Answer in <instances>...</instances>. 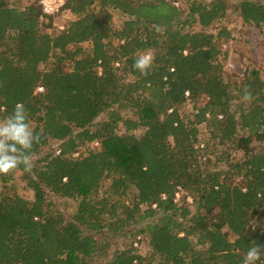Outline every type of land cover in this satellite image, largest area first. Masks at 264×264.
<instances>
[{
	"label": "trees",
	"instance_id": "1",
	"mask_svg": "<svg viewBox=\"0 0 264 264\" xmlns=\"http://www.w3.org/2000/svg\"><path fill=\"white\" fill-rule=\"evenodd\" d=\"M109 8L124 14L119 27ZM227 8L225 0H189L188 11L176 0H66L61 9L76 19L53 34L44 30L50 15L39 0L22 7L0 0V120L22 102L39 136L31 155L58 143L24 177L31 200L0 195V264H96L107 244L94 233L147 218L133 240L144 232L157 260L145 262L132 245L105 264H242L249 248L264 246V147L254 146L264 141V79L256 68L224 71L218 42L229 36L226 27H192H208ZM234 9L243 23L264 29V1L239 0ZM143 51L155 57L147 77L133 68ZM199 98L204 103L192 116L180 111ZM201 123L213 145L231 144L241 157L226 153V168L211 169ZM87 143L98 148L73 156ZM106 178L118 195L135 189L123 217L106 198L94 199ZM179 190L191 203L176 201ZM50 193L78 200L71 219L54 210ZM257 264H264V248Z\"/></svg>",
	"mask_w": 264,
	"mask_h": 264
},
{
	"label": "rangeland",
	"instance_id": "2",
	"mask_svg": "<svg viewBox=\"0 0 264 264\" xmlns=\"http://www.w3.org/2000/svg\"><path fill=\"white\" fill-rule=\"evenodd\" d=\"M10 3L17 6H24L31 0H9ZM189 0H176V4L181 6L184 11H188ZM228 3V8L226 14L218 19L217 21L212 22L208 27L202 28L196 25H192L195 30L204 29L209 32L216 33L217 30L224 26L228 30V37H223L219 40L218 44L220 47V54H218V59L223 64V69L228 74L242 75L246 69L256 68L260 71L261 77L264 79V29L254 25V24H245L243 23L241 17L238 15V12L234 9V4L239 0H225ZM264 1V0H261ZM111 13V22L114 27H119L124 19V14L117 9L109 8ZM76 19V15L72 14L69 10L60 9L58 12L51 14L49 19H44V30L49 33H58L59 31L65 29L70 21ZM187 29V27L185 28ZM85 52H89L91 44L89 41H85L80 44ZM54 57L48 60L47 63H40L39 68L41 70L48 69L53 63ZM65 69L71 68V62L66 61L63 64ZM204 103L203 98L196 99V101H186L181 105L180 111L186 115L192 116L193 112H196L195 107H198L200 104ZM121 114L123 117L132 116V113L128 110H122ZM102 116L101 118H104ZM199 126V140L201 142H207L208 153L210 154L211 161L209 162L211 169H225L226 164V153H229L230 159L234 157L239 158L242 155L241 151L234 149V147L229 144V146L223 145H213V140L210 138V133L208 128L205 126V123H201ZM119 131L124 130L123 125L119 123ZM144 129H137L134 132L137 135H140ZM242 133V131H240ZM56 141H50L49 144L41 150L31 155L30 167L25 170L14 169L7 175H0V195L6 193H16L20 196L25 197L26 199L31 200L33 198V190L29 188L26 184L25 176L27 173H30L34 163L38 162L39 159L48 153L54 151L57 146ZM254 146L256 150H260L264 147V141H254ZM85 148H98L97 143H87L85 146L78 148V150L73 154L77 157L85 152ZM111 179L106 178L100 182L97 192L94 194V199L106 198L105 205L107 207H115L114 214H117L119 217L125 215L124 209L126 207L130 208L134 202L135 189L130 188L124 194H116L112 192L110 188ZM49 198L53 202L54 210L59 211L63 219H71L75 213L78 205L77 199H71L63 196H59L53 193L49 194ZM187 201L191 203V198L187 195L186 192L179 190L176 193V201L181 203V201ZM142 209L146 205L141 206ZM160 211L158 215H160ZM215 215V211L209 214L210 217ZM103 218L107 220L110 217L105 213ZM153 219V218H152ZM150 218L141 220L138 222L129 223L125 227L115 232H112L108 227L102 228V230L94 233L95 236L99 239H105L107 245L106 247L99 252L95 257L96 264H105L106 260L112 255V253L117 249H123L126 247H131L132 245L136 248V253L140 254L145 262L154 263L157 260V255L154 254L150 245L148 244L147 236L144 232L138 234L140 236V241L137 242L135 246L133 240V235L136 230L142 229L144 225L150 221ZM223 230L226 232L227 228L224 227ZM140 231V230H138ZM136 233V232H135ZM229 238L232 239L233 236L229 233ZM201 247V246H197Z\"/></svg>",
	"mask_w": 264,
	"mask_h": 264
},
{
	"label": "clouds",
	"instance_id": "3",
	"mask_svg": "<svg viewBox=\"0 0 264 264\" xmlns=\"http://www.w3.org/2000/svg\"><path fill=\"white\" fill-rule=\"evenodd\" d=\"M157 32L161 29L156 28ZM154 55L150 51L139 52L133 63V68L141 76L147 77L154 63ZM243 100L250 101L252 93L245 89ZM39 142V136L34 135L27 121L26 109L22 102L17 103L11 115L0 120V175H7L21 165L27 170L31 163V152L34 143ZM264 246L255 245L246 252L242 264H257L261 258Z\"/></svg>",
	"mask_w": 264,
	"mask_h": 264
},
{
	"label": "built area",
	"instance_id": "4",
	"mask_svg": "<svg viewBox=\"0 0 264 264\" xmlns=\"http://www.w3.org/2000/svg\"><path fill=\"white\" fill-rule=\"evenodd\" d=\"M65 1L66 0H39V3L42 7V11L47 15H51V14L58 12L62 8V6L65 4ZM36 90L42 91L43 87L38 86ZM58 152L59 151H57V153ZM134 244L135 246H137V241H135Z\"/></svg>",
	"mask_w": 264,
	"mask_h": 264
}]
</instances>
